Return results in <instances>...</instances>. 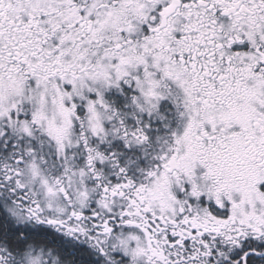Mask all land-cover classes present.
Returning <instances> with one entry per match:
<instances>
[{
  "label": "snow or ice",
  "instance_id": "6c2138e0",
  "mask_svg": "<svg viewBox=\"0 0 264 264\" xmlns=\"http://www.w3.org/2000/svg\"><path fill=\"white\" fill-rule=\"evenodd\" d=\"M0 264H264V0H0Z\"/></svg>",
  "mask_w": 264,
  "mask_h": 264
}]
</instances>
